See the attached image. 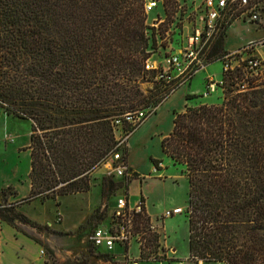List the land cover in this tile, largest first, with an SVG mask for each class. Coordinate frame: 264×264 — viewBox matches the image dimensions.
Instances as JSON below:
<instances>
[{
  "label": "trees",
  "instance_id": "16d2710c",
  "mask_svg": "<svg viewBox=\"0 0 264 264\" xmlns=\"http://www.w3.org/2000/svg\"><path fill=\"white\" fill-rule=\"evenodd\" d=\"M144 3L0 0V108L31 121V190L9 200L15 189L2 188L0 232L3 222L50 230L19 206L36 199L59 205L61 196L88 192L92 173L115 148L113 120L138 109L149 115L169 96L172 87L156 78L161 69L145 68L157 39ZM243 78L239 68L223 71L222 101L175 112L161 142L184 165L189 254L203 264H264V77L247 76L246 86ZM146 81L153 87L143 89ZM123 154L127 164V148ZM134 174L111 181L112 190L127 188ZM133 219L145 232L146 258L158 250L159 233L149 230L145 205Z\"/></svg>",
  "mask_w": 264,
  "mask_h": 264
},
{
  "label": "rangeland",
  "instance_id": "374dc122",
  "mask_svg": "<svg viewBox=\"0 0 264 264\" xmlns=\"http://www.w3.org/2000/svg\"><path fill=\"white\" fill-rule=\"evenodd\" d=\"M165 1L169 7V2L171 0ZM191 1L192 0L189 2ZM163 15L164 10L161 2L158 7L148 14V21L150 22L155 20L158 16L159 19H161L157 30L159 31L158 37H161L159 38V45L157 43V47L152 49L153 54L151 58L154 67L162 66L158 64L162 62L163 53L170 47L169 40L171 39V37L166 34V30L171 31L172 35L174 29V22H171L173 19L170 18L171 20L167 19L162 22ZM263 35L264 32L256 30L253 25L238 22L227 31L224 44L227 49H235L241 44L261 38ZM162 47H164L165 50L162 49ZM221 49L222 47L217 53L213 54V57L219 56ZM259 50L264 54V46ZM222 70V61L215 60L206 65L204 69L197 72L191 80L192 89L195 91H202L203 93L194 94L196 97L190 99L188 103L197 105L204 102H221L223 97V88L220 80L222 77ZM209 77H212V80H210ZM263 77L264 75L259 76V80ZM219 80L220 82H218ZM210 81L217 85H215L213 90L209 91L208 94H205V91L207 93V84H209ZM141 85L143 89L153 87V84L147 81L143 82ZM185 91L186 89L183 87L175 94L176 96L172 100V104L175 107L180 108L183 106ZM166 105L164 107L168 108ZM159 106L160 105L156 107V111ZM140 110L143 112L146 111L145 109ZM4 118L5 116L0 108L1 129ZM9 122L10 126H12V131L15 130L17 132V136L14 135L13 137L11 133H8L9 131L7 132L8 135L12 136L14 140H18L19 143L29 142L31 121L23 118H9ZM129 127L130 125H125V129ZM17 137L19 138L16 139ZM150 141L146 130L138 134V136L136 135L134 138L135 143L134 146H132V158L142 172L137 173V175L134 174L133 177L130 178L132 180L129 182L127 188L124 186L125 188L112 190V182H128V177H118L114 174L113 169L109 165L105 166L102 164L91 175V189L88 192L63 196L60 200L59 209L53 199H49L43 204L39 199H36L37 202L32 201L26 204L24 207L25 212L36 220L50 222V224L44 223L49 226L50 230L44 229L38 232L37 229H33L32 227L29 229L20 225L23 229L19 231L12 226L13 230L9 235L10 242H7V244L17 243L22 240L33 243L35 239H40L43 243H38V246L34 247V245L30 243L24 245L22 242V247L17 248L16 255H14L12 252V254H8L5 248L4 250L2 249L4 242L1 241V229L0 248L4 252L1 251L0 261L2 262V259L6 256L8 257L9 264H21L22 254H24L23 264H31V262L32 264H36L38 263L37 261H39L40 264H54V260L59 264H114L116 262L117 264H122V262L113 259V254L95 248L90 240V236L93 228L105 218L102 224H106V220H108L109 215H111L115 208L117 198L119 196H124L125 193L129 195L131 203L139 200L141 195H143L142 200L145 202L146 199L147 202V214L154 223H156L157 218L161 217L167 210L172 211V215L165 217L162 222H159V224L162 225L157 227L159 230L158 243L159 247L162 248V254L157 255L156 259H162V263L156 260H141L140 264H177L178 260L185 259L189 255L187 216L189 185L183 172L184 165L175 163L163 151L159 153L160 147L156 138L153 139L151 144H149ZM148 146L153 150L150 151V155L158 159L157 166H154L146 155L145 147L148 148ZM126 148L128 149V146ZM96 208H99V210L94 217L93 214ZM55 223H62V225H59L61 230H56L55 227L57 226ZM54 230L58 231V233L53 232ZM4 235L8 236L6 233ZM11 250L12 249H10V251ZM123 252L124 250L121 247V253ZM130 253L133 257H139L140 254L136 243H133ZM9 258H11V260H9ZM204 264L221 263L204 262Z\"/></svg>",
  "mask_w": 264,
  "mask_h": 264
},
{
  "label": "built area",
  "instance_id": "2783aa9c",
  "mask_svg": "<svg viewBox=\"0 0 264 264\" xmlns=\"http://www.w3.org/2000/svg\"><path fill=\"white\" fill-rule=\"evenodd\" d=\"M189 1L171 0L169 7L165 0H145L144 3L145 21L150 27L155 28L157 43L161 38L158 37L159 31H157L161 19L158 16L150 22L148 14L161 2L164 10L162 22L167 19L174 20L171 21L174 22L173 34L171 35V31L166 30V34L171 39L169 40L170 47L166 50L167 53H163L162 62L158 64L162 66H153L152 50L145 63L146 69H161L156 78L161 79L167 88L172 87L169 90L170 93L175 90L174 85L180 86L188 83L197 72L215 60L222 61V72L239 68L244 74L243 86L247 85L245 81L247 76L254 77L264 74V54L259 50L264 46V35L261 38L247 41L235 49H227L224 44L227 31L238 22L253 25L256 30L264 32V0ZM220 42L222 47L220 55L213 57ZM209 78L212 80V77ZM215 85L217 84L210 81L205 94L213 90ZM156 107L153 111L156 110ZM145 110V112L140 109L127 112L116 117L112 122L116 141L115 148L102 164L109 165L118 177L132 176L133 172L125 163L123 150L128 146L131 133L147 117L148 109ZM125 125H130V127L125 129ZM4 138L6 141H13V137L8 133ZM144 205L145 202L141 198L131 203L127 193L124 196H119L115 208L105 222L106 224H102L105 218L93 228L90 236L93 246L113 254V259L123 264H140L141 260H156L162 263V259H156L157 255L162 254V248L159 246L157 251H153L149 256L143 258V255L148 254L146 252L148 248H145L142 238L145 232L135 225L133 217L143 211ZM170 215H172V211L167 210L157 218V222H162L165 217ZM157 227L158 224L151 219L149 230L159 233ZM133 243L137 244L139 257L131 256ZM121 247L124 250L123 253H121ZM177 264H203V260L196 259L189 254L185 259L178 260Z\"/></svg>",
  "mask_w": 264,
  "mask_h": 264
},
{
  "label": "crops",
  "instance_id": "0c3cea01",
  "mask_svg": "<svg viewBox=\"0 0 264 264\" xmlns=\"http://www.w3.org/2000/svg\"><path fill=\"white\" fill-rule=\"evenodd\" d=\"M191 80L188 83L180 85L177 89H175L172 93H170L169 96L161 104H159L160 106H159L158 110L157 111L155 110L153 113L149 114L145 118V120L136 129H134V131L130 135V137L128 139L127 164H128V167L131 171H134L136 173L142 172L139 170L136 162L132 158V154H133L132 146H134V143H135L134 142L135 136L136 135L138 136V134H140L141 132L146 130V132H148V137L151 140L149 144H151L153 139L156 138L158 141L159 147H160V152L159 151L158 152L162 153L161 142H162L163 138L165 136L169 135V133L173 129V126H174L173 120L175 118V112H182L185 110L187 105H191L190 103H188L189 100L186 99V94L189 93V94L194 95V94L203 93L202 91H195L192 89ZM183 87L186 89V91L184 92V94H185L184 104L182 107L177 108L172 104V100L176 96L175 94L179 90H181ZM165 105L168 108H165L164 107ZM1 111L3 112V115L5 116V118H4L2 129L0 128V191L2 190V188L6 187V186H12L16 191V195L10 196L9 200H17V199L27 197L30 193V190H31V181H30V177H29V173L31 170V154H30V149L27 148L29 142L19 143L18 140H14V139H13L14 141H6L5 140L4 137L8 131H9L8 133H11V135L13 137H14V135L17 136V134H16L17 132L15 130H13L14 132L12 131V128H11L12 126H10V122H9V118H17V117H13L12 115L6 114L2 108H1ZM18 138L19 137H17L16 139H18ZM148 148L145 147L146 155L149 158V161H151V163L153 164L151 159L155 158V157L150 155L151 154L150 151H153V150L150 149V146H148ZM133 180H137V179H133ZM62 197L63 196L59 197L58 199L61 200ZM34 201L37 202V200H34ZM26 204H29V203L21 204L18 209H20L30 219H32L33 221H35L39 224H44V223L50 224V222L39 221V220H36L35 218H32L31 216H29L24 210V207ZM56 206H58V209H59V205H56ZM146 206H147V202L145 199V209H146ZM58 209H57V211L59 212ZM146 212H147V210H146ZM62 220H63V217H62ZM62 223H63V221H62ZM62 223L61 224L55 223V225L57 226V227H55L56 230H61L59 228V225H62ZM156 223L160 227L161 224H159L157 221H156ZM20 225L23 227H27L29 229L32 227L30 225H25V224H20ZM13 227H12V225H10L6 222L2 223L1 241L4 242L2 249L4 250V248H5L6 252H8V254L13 253L14 255H16V249L21 248L22 247L21 245L23 243H24V245L30 243V244L34 245V247L38 246V243H40V242L42 243V241L40 239L36 240L35 238H33V239H35V241H33V243L32 242H26V241L21 239L22 241H19L17 243L7 244V242L8 243L10 242L9 235H10V233H12ZM32 228L37 229L35 227H32ZM37 230H38V232L43 231V230H39V229H37ZM5 233L8 236H5L4 235ZM2 249H1V251H3ZM10 249H12L15 253L12 250L10 251ZM22 253H23V249H22ZM23 255L24 254H22L21 264H23V260H24ZM36 259H38V258H36ZM9 260H11V258H9ZM37 262L38 263H36V264H40L39 261H37ZM0 263L9 264L8 263V257L5 256L4 259H2V262L0 261ZM31 264H32V262H31Z\"/></svg>",
  "mask_w": 264,
  "mask_h": 264
}]
</instances>
